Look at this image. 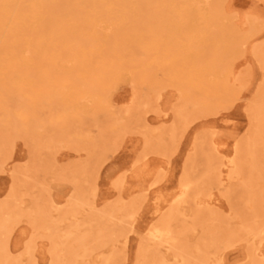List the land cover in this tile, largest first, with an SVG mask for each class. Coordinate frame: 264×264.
I'll use <instances>...</instances> for the list:
<instances>
[{"label": "rangeland", "instance_id": "obj_1", "mask_svg": "<svg viewBox=\"0 0 264 264\" xmlns=\"http://www.w3.org/2000/svg\"><path fill=\"white\" fill-rule=\"evenodd\" d=\"M209 2L182 23L173 10L162 23L149 16L148 58L159 60L110 93L125 115L114 129L85 116L99 109L91 101L72 107L70 125L58 105L37 129L14 120L0 148V264H126L142 239L173 262L177 251L151 238L169 214L184 264H264V129L252 102H264V0ZM145 41L126 48L142 55ZM194 236L205 258L191 256Z\"/></svg>", "mask_w": 264, "mask_h": 264}, {"label": "bare ground", "instance_id": "obj_2", "mask_svg": "<svg viewBox=\"0 0 264 264\" xmlns=\"http://www.w3.org/2000/svg\"><path fill=\"white\" fill-rule=\"evenodd\" d=\"M195 8L210 11L212 5L209 0H0V148L13 135L14 120L37 129L43 117L48 114L52 117L57 105L65 107L57 119L70 125L72 107L79 108L80 103L91 101L99 109L87 111L85 116H96L109 127H115L116 119L125 115L109 108L113 100L110 93L120 86L132 89L130 85L137 80V73L146 72L150 60H159L148 58L151 48L145 40L150 38L149 16H157V23H162L167 16L164 12L173 10L177 11L174 21L182 23L188 20L182 11ZM103 25L111 26L114 32L104 34ZM139 26L145 32L140 33ZM144 41L142 55L135 56L126 48ZM106 54L111 57L109 62ZM128 61L135 65H129ZM56 68L66 76H55ZM201 91L212 92L206 87ZM252 102L259 110L256 126L264 129L261 112L264 102ZM87 117L76 120L78 130L83 128ZM65 129L61 127L60 131ZM172 219L169 214L161 225L153 226L151 238L164 239L179 255L185 251L184 241L182 235L173 237L169 231ZM199 239L196 236L193 239L194 260L206 255L201 252ZM141 241L132 253L133 260L126 264H148L144 261L153 256L159 258V264H184L180 255H174L171 262L168 252L160 257L155 249L146 250ZM111 259L95 260L94 264H113Z\"/></svg>", "mask_w": 264, "mask_h": 264}]
</instances>
